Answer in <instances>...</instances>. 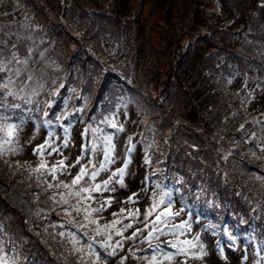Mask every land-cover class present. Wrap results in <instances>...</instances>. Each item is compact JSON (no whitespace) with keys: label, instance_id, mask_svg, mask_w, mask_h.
I'll return each mask as SVG.
<instances>
[{"label":"rangeland","instance_id":"374dc122","mask_svg":"<svg viewBox=\"0 0 264 264\" xmlns=\"http://www.w3.org/2000/svg\"><path fill=\"white\" fill-rule=\"evenodd\" d=\"M13 45L28 62L10 65L14 102L23 111H0L11 123L23 119L13 136L18 151L9 153L5 144L0 155V255L9 264H91L58 235L75 229L60 227L69 217L48 199L56 190L44 191L29 175L40 162L33 149L50 131L61 145L63 127H69L62 152L72 163L93 139L85 133L89 125L114 137L109 171L129 160L124 188L94 194L97 202L112 199L97 214L101 225L121 208L124 215L139 208L142 218L152 187L160 184L173 189L174 211L187 210L176 222L190 220L192 230L180 239L199 237L187 257L171 264H264V0H0V59L7 62ZM210 90H217L218 126L212 108L203 110ZM203 113L201 125L197 116ZM105 117L124 131L101 123ZM46 119L52 124L43 126ZM61 158L46 157L48 165ZM71 171L75 175L78 167ZM133 193L138 203H121ZM130 248L131 242L118 249L109 264L120 256L128 257L126 264H143L131 259Z\"/></svg>","mask_w":264,"mask_h":264},{"label":"snow or ice","instance_id":"6c2138e0","mask_svg":"<svg viewBox=\"0 0 264 264\" xmlns=\"http://www.w3.org/2000/svg\"><path fill=\"white\" fill-rule=\"evenodd\" d=\"M16 49V46H12ZM4 51L0 48V53ZM19 49L11 51L7 62L5 59H0V111L15 113L17 109L23 111L22 105L14 101L18 98L17 92L11 87L15 82L12 79L11 73L13 71L10 65L12 64H27V60H21L18 56ZM17 78H19L20 70L16 69ZM31 79V76L28 77ZM61 88L64 85H60ZM23 87L20 88L22 92ZM53 92L52 95L58 94ZM35 95V92H33ZM28 105L32 104V99L29 97L25 100ZM51 101L47 102L48 108L52 107ZM37 105L36 111L38 112ZM31 111V109H29ZM82 111V109H77ZM63 115V113L61 114ZM115 115V114H113ZM44 116L48 117L49 112L45 111ZM11 116H0V132L4 135L0 137V155L4 152V145H9L7 151L15 154L18 149L13 144L14 134L22 127L21 123H11ZM60 117L58 116L57 119ZM67 118V117H65ZM101 123L113 128L116 132H123V126L119 125L115 119L105 117ZM264 123V122H262ZM52 124L51 120H45L43 126ZM70 126V125H69ZM63 127V126H62ZM244 129V125H240V130ZM91 131L93 139L86 145H81L80 155H78L74 162L68 163L67 157L63 155L62 149L68 146L69 127H63L64 143L56 145L51 139L53 132L48 133V138L44 143L38 144L33 149V155L39 157V164L32 168L29 167V175L35 174L38 184L45 185L44 191L55 189L50 192L48 199L53 204L60 207V211L68 216L69 219L62 223L60 227L74 228L75 231H68L67 233L61 231L58 233L61 237H66L73 245V250L79 255L81 260L87 256L91 260V264H109V259L118 255L117 250L123 249L126 243L131 242L129 249L130 257L133 260L142 261L143 264H171V262L179 256L187 257L190 249L197 247L198 236L193 239H180L186 232L192 230L190 220H180L176 222L177 217H182L187 213L184 206L179 210L174 211L173 189L164 188L160 184L152 187V195L149 197L148 207L143 211L141 218V211L139 208L128 210L127 215H124L125 209L121 208L119 213H112L114 219L103 225L100 224L97 214L106 211V206H111V197L103 199L102 202L95 200L94 194L117 191L115 185L120 188L125 187L124 174L129 163L128 159L123 161L124 166L115 170L109 171V166L115 163L116 145L112 134H107L100 127H92L89 125L85 129V133ZM83 135V134H82ZM35 139V136H33ZM131 137H128L129 145L126 148V153L130 154L134 145H131ZM248 141H241L247 143ZM262 158H264V147L260 148ZM54 153L59 154L62 158L57 160L54 164L48 165L47 156ZM255 155V153H253ZM227 159V156L225 157ZM82 161H85L82 163ZM149 158H145V163H149ZM19 167V165H17ZM75 175H72V169L77 168ZM102 173H109L105 179H98ZM71 176L70 180H61L60 176ZM49 177L51 180H49ZM146 181L148 178H145ZM141 191L148 192V188H143ZM176 191H179L178 189ZM139 193H133L126 201L121 203H138L136 197ZM183 200V197H181ZM93 203H98V206L93 207ZM122 217V218H121ZM128 220V223H124ZM142 225L136 227V225ZM119 225V227H117ZM55 226V225H54ZM132 230L129 235L124 234ZM120 237V239H115ZM172 237V239L163 240L164 237ZM96 237H99L97 241ZM139 242L136 243L137 238ZM147 245L144 248L143 245ZM77 245H80L77 247ZM172 249L173 251H169ZM2 251V249H0ZM199 251L203 254V245H199ZM141 253L137 255V253ZM128 257L120 256L113 264H126ZM0 264H9L4 256L0 255ZM180 264H186L181 261Z\"/></svg>","mask_w":264,"mask_h":264},{"label":"trees","instance_id":"16d2710c","mask_svg":"<svg viewBox=\"0 0 264 264\" xmlns=\"http://www.w3.org/2000/svg\"><path fill=\"white\" fill-rule=\"evenodd\" d=\"M181 64H183V63H181ZM180 64V65H181ZM183 76L182 77V80H184V79H186V77L182 74V73H177V77H180V76ZM217 90H214V92H216ZM212 90H210V91H208V95L205 97V100L203 101V103H204V113H205V111H208L207 109L208 108H212V111H214L215 112V115L213 116V118H215L214 119V121H216L217 122V126L218 125H221V123H222V121L219 119L220 117H221V115H220V117H219V100H218V98H217V96H216V99H215V96L213 95V94H215ZM213 101V102H212ZM186 113V116H189V115H191L193 112H187V111H185L184 112V114ZM204 113L202 114V115H198L197 116V118H198V123L199 124H201V125H203V122L201 121V120H199V119H202V117H203V115H204ZM222 117H223V115H222ZM216 126V125H215ZM192 150H194L193 149V147H192ZM196 150V149H195ZM150 163V162H149ZM206 163V162H205ZM253 240L255 239V238H253V237H251Z\"/></svg>","mask_w":264,"mask_h":264}]
</instances>
